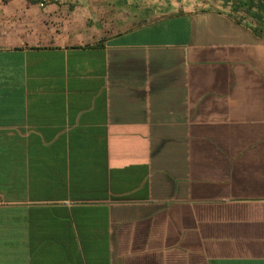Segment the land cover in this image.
<instances>
[{
	"label": "crops",
	"instance_id": "1",
	"mask_svg": "<svg viewBox=\"0 0 264 264\" xmlns=\"http://www.w3.org/2000/svg\"><path fill=\"white\" fill-rule=\"evenodd\" d=\"M0 0V264H264V0Z\"/></svg>",
	"mask_w": 264,
	"mask_h": 264
},
{
	"label": "rangeland",
	"instance_id": "2",
	"mask_svg": "<svg viewBox=\"0 0 264 264\" xmlns=\"http://www.w3.org/2000/svg\"><path fill=\"white\" fill-rule=\"evenodd\" d=\"M160 4L168 5L171 10L175 8L202 9L212 6L229 8L237 15L241 12L249 13L254 10L255 0H161ZM250 14V13H249Z\"/></svg>",
	"mask_w": 264,
	"mask_h": 264
},
{
	"label": "built area",
	"instance_id": "3",
	"mask_svg": "<svg viewBox=\"0 0 264 264\" xmlns=\"http://www.w3.org/2000/svg\"><path fill=\"white\" fill-rule=\"evenodd\" d=\"M51 1H54V0H39V5L43 6V5L50 3Z\"/></svg>",
	"mask_w": 264,
	"mask_h": 264
}]
</instances>
